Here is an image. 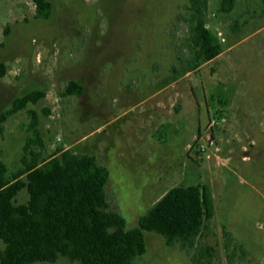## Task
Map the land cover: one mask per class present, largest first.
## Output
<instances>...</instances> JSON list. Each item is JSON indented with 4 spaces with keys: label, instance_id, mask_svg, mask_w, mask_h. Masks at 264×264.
Wrapping results in <instances>:
<instances>
[{
    "label": "rangeland",
    "instance_id": "1",
    "mask_svg": "<svg viewBox=\"0 0 264 264\" xmlns=\"http://www.w3.org/2000/svg\"><path fill=\"white\" fill-rule=\"evenodd\" d=\"M51 2V17L42 20L32 0H0V64L7 70L0 117L15 99L46 93L0 121L8 177L22 168L35 111L42 159L58 150L97 157L110 171L112 208L129 229L170 189L207 186L215 215L195 249L212 246L217 264H264V1L236 0L224 13L223 0H207V28L223 52L176 74L178 56L189 53L190 0ZM72 81L83 93L63 96ZM210 133L214 145L206 141ZM28 200L23 190L16 203ZM145 237L147 252L135 264H193L194 251L169 247L156 233Z\"/></svg>",
    "mask_w": 264,
    "mask_h": 264
},
{
    "label": "trees",
    "instance_id": "2",
    "mask_svg": "<svg viewBox=\"0 0 264 264\" xmlns=\"http://www.w3.org/2000/svg\"><path fill=\"white\" fill-rule=\"evenodd\" d=\"M264 1V0H263ZM36 19L51 17V0H32ZM190 36L178 61L182 67L173 73L194 72L216 59L222 46L207 28V0H190ZM236 0H223L221 11H233ZM0 64V78L6 75ZM176 77L170 78L174 81ZM83 87L72 81L63 96L80 95ZM46 97L40 90L14 100L0 117L4 124L16 113L36 105ZM28 138L21 159L22 168L11 178L0 162V264H55L64 259L72 264H135L147 252L145 233L162 236L169 247H180L191 255L193 264H217L212 246L196 248L215 215L212 192L207 186H179L170 189L139 219L138 226L127 227L125 218L112 208L107 193L109 169L91 154L58 150L42 159L43 140L38 113L31 111ZM1 131V130H0ZM27 190L29 200L17 204ZM229 251L233 238L226 233ZM234 252L228 255L231 262Z\"/></svg>",
    "mask_w": 264,
    "mask_h": 264
},
{
    "label": "built area",
    "instance_id": "3",
    "mask_svg": "<svg viewBox=\"0 0 264 264\" xmlns=\"http://www.w3.org/2000/svg\"><path fill=\"white\" fill-rule=\"evenodd\" d=\"M215 124H216L215 121H212V122H211V124H210V130H211L212 128L215 127ZM206 141H207L210 145H214V144H215L214 137H213V134H212V133H210V134L207 135V137H206Z\"/></svg>",
    "mask_w": 264,
    "mask_h": 264
},
{
    "label": "crops",
    "instance_id": "4",
    "mask_svg": "<svg viewBox=\"0 0 264 264\" xmlns=\"http://www.w3.org/2000/svg\"><path fill=\"white\" fill-rule=\"evenodd\" d=\"M164 195H165V194H164ZM164 195H163V196H164Z\"/></svg>",
    "mask_w": 264,
    "mask_h": 264
}]
</instances>
